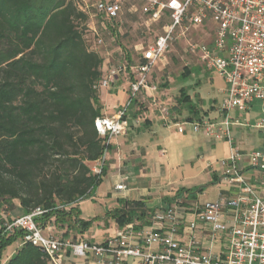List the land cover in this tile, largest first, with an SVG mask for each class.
I'll return each instance as SVG.
<instances>
[{
  "label": "built area",
  "instance_id": "1",
  "mask_svg": "<svg viewBox=\"0 0 264 264\" xmlns=\"http://www.w3.org/2000/svg\"><path fill=\"white\" fill-rule=\"evenodd\" d=\"M125 1L94 0L92 3L79 0L84 10L93 8L92 16L101 19L103 28L116 26L125 11ZM130 11L142 10L148 20L158 21L168 15L169 23L164 32L155 37L148 47L140 49L137 60L121 52L117 63L104 59L99 91L111 87L115 79L124 75L129 79V97L114 117L99 116L95 124L99 134L112 144L114 137L126 134L129 128L128 111L132 102L143 91L155 90L151 76L158 63L162 62L171 42L177 37L186 40V46L193 56L210 71H216L225 81L226 94L219 104V116L212 118L202 115L182 122L174 121L168 107H161L165 126L175 125L180 133L188 130L203 133L215 141L234 144L235 127H246L264 134V0H132ZM82 2L85 3L83 7ZM202 28L200 39L193 40L197 30ZM97 44L102 46L105 39L101 32L94 30ZM154 105L158 98L152 96ZM262 100L263 107L251 122L247 115L255 100ZM109 148L93 166L101 175L107 162ZM163 155L167 151H161ZM242 154L232 148L230 155L221 160L224 166L222 179L237 191L231 195L219 193L215 200L204 203L194 200L185 206L189 193L184 191L175 196L157 211L150 213L151 227L138 229L140 220L124 225V228L104 240L92 243L85 240H71L63 236L47 234L51 226L42 225L37 218L43 217L46 209L34 208L28 213L14 217L4 223L5 232L23 230L21 246L32 243L39 247L51 264H63L64 256L70 252L76 257L93 256L100 263L124 264L127 259L136 258L142 264H264V135L260 148L248 155V164L259 173L252 182L244 176L239 167ZM118 190H126L124 181ZM59 208H66L59 205ZM185 207L193 217L186 222L185 236L181 235ZM55 217L51 218L54 221ZM208 244L204 245L200 233ZM226 243L218 248L220 240Z\"/></svg>",
  "mask_w": 264,
  "mask_h": 264
},
{
  "label": "trees",
  "instance_id": "2",
  "mask_svg": "<svg viewBox=\"0 0 264 264\" xmlns=\"http://www.w3.org/2000/svg\"><path fill=\"white\" fill-rule=\"evenodd\" d=\"M89 18L78 0H0V209L5 204L14 209L19 200L23 213L44 208L38 220L55 216L56 222L63 221L79 214L73 204L89 197L108 170L106 164L101 175L93 170L111 146L95 124L104 115L97 88L104 57L88 43ZM189 73L185 68L184 75ZM180 92L179 103L193 114L189 118L201 117L189 93ZM203 190L180 194L187 191L197 198ZM124 207L114 211L120 226L149 221L142 202ZM2 217L0 263L4 251L24 235L23 230L5 232L4 222L14 218ZM4 264L51 261L27 243Z\"/></svg>",
  "mask_w": 264,
  "mask_h": 264
},
{
  "label": "crops",
  "instance_id": "3",
  "mask_svg": "<svg viewBox=\"0 0 264 264\" xmlns=\"http://www.w3.org/2000/svg\"><path fill=\"white\" fill-rule=\"evenodd\" d=\"M116 33L117 30L114 29L113 34ZM117 49L127 52L131 56L130 51H124L121 45ZM135 50V52L138 50L137 55L139 57L140 48L136 46ZM132 58L134 59V57ZM151 79L156 89L143 91L130 105L128 131L126 134L114 137L107 156L106 165L108 170L103 175L100 184L89 197L73 204L79 214H74L58 222H56L55 216L54 221H51L52 217L39 219L38 221L43 222V225L51 226V230H45L47 234L99 244L114 236L118 230L124 228L115 219L114 211L125 208L124 204L126 202H142L145 212L149 214L146 220H149L150 213L167 204L175 196L179 195L181 190L204 187V190L197 195V198L189 195L185 206H189L196 199L201 203L210 200L208 191L212 187L218 188V194L223 192L233 195L238 188L229 186L222 179L224 166L221 165V160L230 155L232 148L239 150L242 154L239 167L243 171L244 176L252 182L257 179L259 173L256 170H252L248 164L249 153L256 150L257 147L252 145V137L247 128H234L235 140L231 146L226 141H215L203 133H195L189 130L185 133H180L175 125L165 126L162 121L161 107H168L176 122L185 121L193 114L190 113L187 107L186 114L182 113L181 115L182 111L180 110L184 106L182 107V104L179 103L180 98L178 102H173L169 93L170 90H160L155 84L153 74ZM128 85L129 79L124 75H120L109 89L100 91L104 115L114 117L119 108L127 102L129 97ZM225 89L226 85L221 89L224 97L226 94ZM112 93L115 95L112 100L114 103L112 107H109L108 104ZM120 93L123 95L120 96ZM152 96L158 98L157 105L153 104ZM217 105V102L214 101L208 109L200 107L202 109L201 117L202 115L212 118L219 116V106ZM178 110L180 113L176 114ZM247 117L251 122H255L257 115L253 118L248 115ZM163 149L167 151L166 155L161 152ZM122 181L127 185L126 190L117 189V185L122 183ZM69 209L70 207L68 206L65 208L67 211ZM181 210L184 211V226L182 227L181 235L185 236L184 228L187 225L186 222L193 215L185 213V207H182ZM79 220L91 221V224L81 227L77 222ZM149 227H151L150 220L146 221L143 226L138 223L137 228L146 229ZM203 233L204 231L200 233V237L205 245L208 244V241L203 238ZM225 243L226 240L222 238L217 247H223ZM19 247H21L19 241L8 247L1 257L2 264L7 262ZM63 264L102 263L91 255H88V257H76L68 252L64 256ZM124 264L142 263L132 257L127 259Z\"/></svg>",
  "mask_w": 264,
  "mask_h": 264
},
{
  "label": "rangeland",
  "instance_id": "4",
  "mask_svg": "<svg viewBox=\"0 0 264 264\" xmlns=\"http://www.w3.org/2000/svg\"><path fill=\"white\" fill-rule=\"evenodd\" d=\"M79 1V0H78ZM92 3L94 0H86ZM132 4L140 6L136 1H125V11L121 18V22L117 24V33L112 31H106L101 24L98 22L97 16H92L94 14L93 8L85 7V3L82 2L83 7L90 14L89 24L91 26L90 32H88L89 45L101 52L104 59H109L110 63H117L122 57L121 52L118 50V46L126 51L129 50L131 58L134 57L135 60L138 59L137 52H135V47L138 46L140 49L148 47L150 43L155 40V37L161 35L164 32V27L169 23L168 15H164L163 18L158 21L148 20L149 16L145 15L141 8L137 12L134 10L130 11ZM102 27V28H101ZM98 29L101 32V36L105 39V44L99 46L97 44V38L93 36L94 30ZM120 29V31H119ZM202 28L197 30V33ZM200 33L194 36L193 40L200 39ZM169 50L166 52L162 62L158 63L155 72L153 73V78L155 79V84L162 91L170 90V96L173 102H178L181 96L180 89L184 88L191 97V101L196 103L197 106L203 107L204 109L210 108V105L216 101L217 106L221 103L224 97V93L221 89L225 86L224 79L215 71L208 70L203 63L199 62L196 56L190 54L187 46L186 40L176 38L171 42ZM185 68L189 69V74L184 75ZM123 95L120 93V96ZM113 98L115 95L112 93L109 107L113 106ZM263 101L255 100L252 102V110H250L248 116L255 117L263 107ZM107 105V107H108ZM184 105H182L183 107ZM187 107H183L180 111L181 115L186 114ZM180 113L179 110L176 114ZM196 118L195 116H193ZM247 128L249 134H251V143L253 146L260 148L263 142L262 131L251 128ZM208 198L210 200H215L219 197L218 188L212 187L208 191ZM15 208L9 209L8 205L5 204L0 209V222L3 216H19L23 214V210L20 206L19 200H15ZM5 223V222H4ZM2 264V261L1 263ZM4 264V263H3ZM162 264H171L170 262H164Z\"/></svg>",
  "mask_w": 264,
  "mask_h": 264
}]
</instances>
